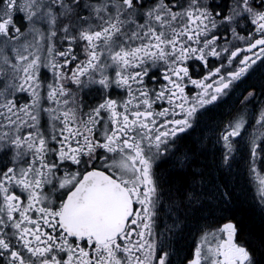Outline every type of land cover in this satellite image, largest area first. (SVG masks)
<instances>
[{
  "label": "snow or ice",
  "instance_id": "snow-or-ice-1",
  "mask_svg": "<svg viewBox=\"0 0 264 264\" xmlns=\"http://www.w3.org/2000/svg\"><path fill=\"white\" fill-rule=\"evenodd\" d=\"M0 264H264V0H0Z\"/></svg>",
  "mask_w": 264,
  "mask_h": 264
}]
</instances>
